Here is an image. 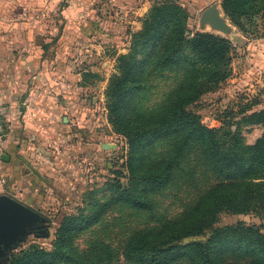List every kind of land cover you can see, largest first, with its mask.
Segmentation results:
<instances>
[{
	"label": "trees",
	"instance_id": "16d2710c",
	"mask_svg": "<svg viewBox=\"0 0 264 264\" xmlns=\"http://www.w3.org/2000/svg\"><path fill=\"white\" fill-rule=\"evenodd\" d=\"M243 2L250 3L252 10L264 18V0H225V10L228 13L231 5ZM181 14L179 7L168 3L152 7L142 30L133 38L130 54L120 57V75L109 86L108 98L114 102L110 107L112 122L115 130L128 139L129 186L92 215L62 222L51 250L36 247L21 251L11 264H85L74 247L75 233L91 227L103 212L117 204L154 216L151 196L188 177L185 167L191 157L219 181L199 192L178 218L157 219L156 227L135 231L124 243L123 261L264 264V232L259 227L241 222L214 226L216 215L223 210L245 214L254 204L264 203V161L260 153L264 135L245 146L238 130L219 136L217 129L204 127L189 111L204 84L218 81L225 74L230 44L211 34L188 38L185 16ZM169 74L174 75L172 90L149 105L151 89ZM260 115L252 114L246 120L257 124ZM160 146L165 150L158 154ZM197 237H203V241H196ZM100 248L97 263L110 260L105 244Z\"/></svg>",
	"mask_w": 264,
	"mask_h": 264
},
{
	"label": "rangeland",
	"instance_id": "374dc122",
	"mask_svg": "<svg viewBox=\"0 0 264 264\" xmlns=\"http://www.w3.org/2000/svg\"><path fill=\"white\" fill-rule=\"evenodd\" d=\"M167 3L179 7L181 15L185 16V34L188 38L193 34H211L230 44L225 74L217 78L218 81L204 84L199 97L189 106V111L195 114L204 127L217 129L219 136L238 130L239 139L245 146L253 145L264 135L262 14L255 13L248 2L240 5L234 3L227 13L225 0H154L141 16L140 27L129 32L125 45L117 50H104V56L97 57L94 62L76 65L77 73H81V76L77 81L79 94L75 103L83 107L81 110L78 106L80 112L76 117L84 126V137L82 140L80 136L75 138L78 142L73 143L69 154L55 167L56 173L59 170L61 174L63 184L60 187L48 185L45 191L37 192L35 196L42 202L34 203L31 207L25 205L24 199L12 198L29 208L37 220L25 227L14 243L1 245L0 264H11L21 251L31 248L51 250L62 222L75 216L92 215L96 208L109 203L121 189L129 186L128 139L115 130L110 114L114 102L108 98V90L112 80L120 75V57L130 54L133 38L142 30L143 21L151 8ZM207 10L218 15L220 27H214L203 17ZM165 76L151 89L149 105L159 102L172 90L174 83L171 77L174 75ZM258 113L261 114V120L257 124L246 120L247 116ZM164 150L160 146L157 153L161 154L160 151ZM260 153L264 161V143ZM185 172H188V177L180 178L164 191L151 196L155 204L154 216L117 204L103 212L98 222L91 227L75 233L74 247L85 264H127L121 252L125 241L135 231L143 227H156L157 219L178 218L192 205L199 192L219 181L195 157L189 159ZM214 220L216 227L234 226L241 222L259 227L264 232V203L254 204L245 214L223 210ZM195 240L203 241V237ZM101 244H105L111 258L97 263Z\"/></svg>",
	"mask_w": 264,
	"mask_h": 264
},
{
	"label": "crops",
	"instance_id": "0c3cea01",
	"mask_svg": "<svg viewBox=\"0 0 264 264\" xmlns=\"http://www.w3.org/2000/svg\"><path fill=\"white\" fill-rule=\"evenodd\" d=\"M153 1L0 0V195L31 207L37 192L63 184L56 168L84 137L76 65L125 45Z\"/></svg>",
	"mask_w": 264,
	"mask_h": 264
},
{
	"label": "water",
	"instance_id": "95a60500",
	"mask_svg": "<svg viewBox=\"0 0 264 264\" xmlns=\"http://www.w3.org/2000/svg\"><path fill=\"white\" fill-rule=\"evenodd\" d=\"M203 17L214 27L221 26L219 17L214 11H205ZM36 220L37 217L29 208L6 195H0V257L1 245L14 243L19 238L20 232L34 224Z\"/></svg>",
	"mask_w": 264,
	"mask_h": 264
},
{
	"label": "built area",
	"instance_id": "2783aa9c",
	"mask_svg": "<svg viewBox=\"0 0 264 264\" xmlns=\"http://www.w3.org/2000/svg\"><path fill=\"white\" fill-rule=\"evenodd\" d=\"M111 16L115 17V19L121 23H124L127 20V16L122 14L120 11L112 10ZM5 114V110L0 107V160L3 155V138H4V127H3V121L2 118Z\"/></svg>",
	"mask_w": 264,
	"mask_h": 264
}]
</instances>
